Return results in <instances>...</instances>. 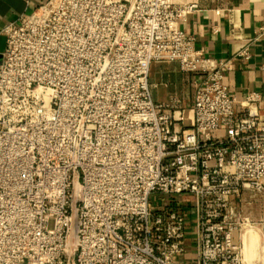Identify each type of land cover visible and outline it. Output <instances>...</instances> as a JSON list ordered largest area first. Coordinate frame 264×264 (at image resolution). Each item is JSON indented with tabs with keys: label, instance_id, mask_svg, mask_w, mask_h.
I'll use <instances>...</instances> for the list:
<instances>
[{
	"label": "built area",
	"instance_id": "built-area-1",
	"mask_svg": "<svg viewBox=\"0 0 264 264\" xmlns=\"http://www.w3.org/2000/svg\"><path fill=\"white\" fill-rule=\"evenodd\" d=\"M196 7L46 0L2 28L0 264H264L263 97L183 31ZM153 62L196 74L191 106L154 101Z\"/></svg>",
	"mask_w": 264,
	"mask_h": 264
},
{
	"label": "crops",
	"instance_id": "crops-1",
	"mask_svg": "<svg viewBox=\"0 0 264 264\" xmlns=\"http://www.w3.org/2000/svg\"><path fill=\"white\" fill-rule=\"evenodd\" d=\"M44 1L0 0V60L5 46L2 28ZM180 1L197 5L182 24L183 31L195 37L196 46L206 56L230 60L231 68L223 78L228 91L238 100L250 91L259 92L263 97L260 113L264 116V0ZM245 48L250 57H238ZM196 78V74L182 71L178 62H153L149 72L152 97L156 102L177 98L191 106Z\"/></svg>",
	"mask_w": 264,
	"mask_h": 264
},
{
	"label": "rangeland",
	"instance_id": "rangeland-1",
	"mask_svg": "<svg viewBox=\"0 0 264 264\" xmlns=\"http://www.w3.org/2000/svg\"><path fill=\"white\" fill-rule=\"evenodd\" d=\"M184 197H186V195H184ZM244 214H246L247 216H249L253 220L264 219V197H262V196L259 195V196H257L255 198V200H252L250 204H246L245 203V206H244ZM251 233H253L252 236H250V234L248 233L247 234V237H246V238L250 237L249 238L250 241H248V243L246 244V248L247 247L252 248L251 251H249L250 254H248L249 252L246 254V258L249 259V260H251V261H254L258 257L264 258V255L262 253L259 256L258 255V251L255 250L257 241L260 240V237H258V235L254 231H252ZM254 233H255L256 236L254 235ZM253 239H254V241L252 242ZM262 244L263 243L260 240V246Z\"/></svg>",
	"mask_w": 264,
	"mask_h": 264
},
{
	"label": "bare ground",
	"instance_id": "bare-ground-1",
	"mask_svg": "<svg viewBox=\"0 0 264 264\" xmlns=\"http://www.w3.org/2000/svg\"><path fill=\"white\" fill-rule=\"evenodd\" d=\"M253 230L252 229H250V228H247L246 230H245V233H244V237H243V251H244V254L246 255L249 251H251V249L252 248H250V247H247L246 248V244L248 243V241H250L249 240V238L250 237H248V238H246L247 237V234L249 233L250 234V236H252L253 235V233H251ZM254 235H255V233H254ZM249 236V235H248ZM256 236V235H255ZM254 241V239L252 240V242ZM256 243V242H255ZM254 244V243H253ZM257 245V244H256ZM248 254H250V252L248 253ZM248 256V255H247Z\"/></svg>",
	"mask_w": 264,
	"mask_h": 264
}]
</instances>
